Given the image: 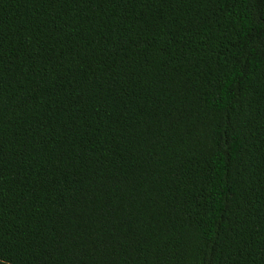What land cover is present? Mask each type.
Returning <instances> with one entry per match:
<instances>
[{
  "label": "trees",
  "instance_id": "1",
  "mask_svg": "<svg viewBox=\"0 0 264 264\" xmlns=\"http://www.w3.org/2000/svg\"><path fill=\"white\" fill-rule=\"evenodd\" d=\"M0 264H264V0H0Z\"/></svg>",
  "mask_w": 264,
  "mask_h": 264
}]
</instances>
